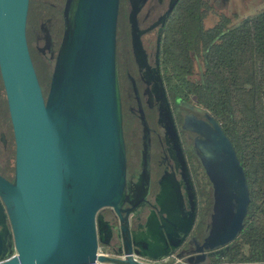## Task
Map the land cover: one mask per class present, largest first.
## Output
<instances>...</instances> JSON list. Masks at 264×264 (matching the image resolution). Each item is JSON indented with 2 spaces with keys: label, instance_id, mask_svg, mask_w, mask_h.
<instances>
[{
  "label": "water",
  "instance_id": "1",
  "mask_svg": "<svg viewBox=\"0 0 264 264\" xmlns=\"http://www.w3.org/2000/svg\"><path fill=\"white\" fill-rule=\"evenodd\" d=\"M28 6L29 0H0V84L15 143L14 179L0 176V264H163L173 255L190 264L208 261L213 251L189 247L197 202L167 104L164 126L177 142L180 177H158L151 202L145 167L136 183L141 194L126 192L119 0H65L46 95L27 43ZM137 12L133 6L128 20L140 65ZM105 209L115 217L114 253L99 252L112 232Z\"/></svg>",
  "mask_w": 264,
  "mask_h": 264
},
{
  "label": "trees",
  "instance_id": "2",
  "mask_svg": "<svg viewBox=\"0 0 264 264\" xmlns=\"http://www.w3.org/2000/svg\"><path fill=\"white\" fill-rule=\"evenodd\" d=\"M213 10L210 0L180 1L167 21L162 71L171 100L218 125L246 183L240 229L210 264H264V7L236 23Z\"/></svg>",
  "mask_w": 264,
  "mask_h": 264
},
{
  "label": "flooded vegetation",
  "instance_id": "3",
  "mask_svg": "<svg viewBox=\"0 0 264 264\" xmlns=\"http://www.w3.org/2000/svg\"><path fill=\"white\" fill-rule=\"evenodd\" d=\"M180 1L181 0H124L128 9L127 21L129 29L126 59L131 60L134 71L131 72L128 69L125 70L124 83L123 78H121V64L119 62V55L117 52L118 42L116 44L117 70L122 108V128L126 153V192L131 198L141 194L142 190L137 188L136 183L145 167L149 172V177L151 180L149 188L146 192V199L151 202L152 196L156 192L157 186L155 184V180L158 177L162 176L165 172H176V177H180L178 173L181 170L182 164L179 161V155L177 153V142L175 141L174 136H172L169 132H166V128L164 126V119L167 118V112L165 109V105L167 104L176 127L178 143L181 147L183 157L187 165V170L191 177L195 191V200L197 202L196 218L191 233L188 237V239L195 238V242H191V245L189 246L192 250H195L197 248L205 249L209 248L211 245H216L214 240L211 241V237L214 235L213 230L206 236H197L194 233L200 224V214L205 212V208H207L205 207V204L204 208L203 206L201 207V196L199 189L203 188V193L201 194L205 195L206 197H209L208 195L210 193L206 185H199V182H204L205 177L200 172L192 170L189 158L186 154L187 151H185L183 147V141L181 139L180 130H184V128H186V125H184L185 120L189 116H193V109L187 108L185 107V104L181 102L177 103L169 98L165 77L161 66L162 41L166 31L167 21ZM64 3L65 0H63L62 8L57 9V11L55 8H53L55 9L56 13H51L52 16L48 19V26L44 27V24L40 23L38 26V33L37 31L34 33V36L36 37L35 39L37 41H43L41 48L37 47V50L43 53L45 57L48 56L49 60L52 58L55 60L62 38V12ZM120 4L121 0H119V6ZM133 6L138 8L136 15L137 27L141 31L140 42L145 54V62L141 63L140 65L137 63L133 54L131 27L128 20L129 11ZM57 13L61 16V28H59L55 23L52 24L53 20H55V22L58 20ZM28 30L29 24L27 16L26 37L30 50ZM173 105H178L182 107V110H184L181 114L183 117V123L180 126L177 124V119L175 116L176 111H178L180 108H177ZM187 110H189L190 113L187 112ZM208 143H210V141L203 140L201 142L202 145L198 144L195 146L198 149H203L205 152L209 151V153L218 155L215 147L208 146ZM196 147H193V155H195L196 159H200L196 154L198 150ZM14 170L15 143L6 101L0 84V176L9 182H12L14 179ZM0 203L2 205V202ZM124 207H128V204L125 203ZM143 210L145 212L149 211L150 206L145 203ZM3 211H6L4 207ZM102 212L105 216V219L109 221V225L111 226L110 230H112L109 237H107L110 245L103 244V246L105 247L107 253H114L113 246L117 244L116 238L114 237L116 236L114 230L115 217L110 209H105ZM211 212L212 208L210 206L208 207V213L206 214L207 219L210 217ZM135 217L142 218V213L136 215ZM6 222L7 226L9 227L7 218ZM139 223H142V221L138 220L137 224ZM205 224L209 226V223L204 222V227ZM211 256L214 258L216 254L214 253Z\"/></svg>",
  "mask_w": 264,
  "mask_h": 264
},
{
  "label": "rangeland",
  "instance_id": "4",
  "mask_svg": "<svg viewBox=\"0 0 264 264\" xmlns=\"http://www.w3.org/2000/svg\"><path fill=\"white\" fill-rule=\"evenodd\" d=\"M214 6L213 11L224 13L232 17L233 22H239L244 18L258 12L264 7V0H210ZM63 6V0H29L28 6V36L30 42V55L36 71L38 80L42 87L44 94L46 95L49 87V81L53 69L54 58L49 60L48 56L45 57L43 53L37 50V47L41 48L43 41H37L35 38V32L39 31V24L43 23L44 27L49 24V17L56 13L57 9H61ZM55 8V9H53ZM52 13V14H51ZM128 9L124 0H121V4L118 10V22H117V52L119 55V62L121 64V78L125 83L124 72L126 69L133 72L134 67L130 59H126V50L128 49L129 40V29L127 21ZM58 20L52 21L59 28L62 27V21L60 14L57 13ZM217 20L216 16L212 13L205 19V26H211ZM56 27V26H55ZM57 28V27H56ZM47 54V53H46ZM130 56V54H129ZM197 67L194 68L193 78H197ZM123 84V83H122ZM191 104V103H190ZM175 106V105H173ZM180 108L176 111L177 124L180 126L183 123L182 110ZM187 107V106H185ZM193 109L192 115L186 118V128L180 130L181 139L183 141V147L189 158L192 170L200 172L205 177L203 183L199 185H206L209 189V197L202 195L203 188L199 189L201 196V207L205 204V212L200 214L199 227L194 232L197 236H206L213 230V237L216 247L205 248L204 252L210 254L216 248L223 247L233 237H235L242 224L245 206L247 203V190L246 183L243 177V172L238 164L235 155L232 152L231 145L223 137L218 130V125L213 122L205 113L200 109ZM187 112L190 113L189 110ZM202 130V131H199ZM203 138V139H202ZM202 139V140H201ZM203 140L210 141L208 146L219 147L217 151L218 155L213 153L205 152L203 149H198L196 146L202 145ZM201 141V142H199ZM196 145V146H195ZM193 147L197 148L196 154L200 159H196L193 155ZM205 154V155H204ZM210 154V156H209ZM197 163V165H196ZM214 189V190H213ZM205 196V197H204ZM206 198V199H205ZM212 208L210 217L207 219L208 207ZM204 222L209 223V226ZM205 239V238H204ZM211 244V243H210ZM209 251V252H208ZM99 252H106L103 245H99ZM219 256L216 255L214 258L209 255L210 260L217 259Z\"/></svg>",
  "mask_w": 264,
  "mask_h": 264
},
{
  "label": "built area",
  "instance_id": "5",
  "mask_svg": "<svg viewBox=\"0 0 264 264\" xmlns=\"http://www.w3.org/2000/svg\"><path fill=\"white\" fill-rule=\"evenodd\" d=\"M182 258L177 256L166 257L162 260L163 264H181ZM100 264V263H97ZM219 264H240L238 262L222 261Z\"/></svg>",
  "mask_w": 264,
  "mask_h": 264
},
{
  "label": "crops",
  "instance_id": "6",
  "mask_svg": "<svg viewBox=\"0 0 264 264\" xmlns=\"http://www.w3.org/2000/svg\"><path fill=\"white\" fill-rule=\"evenodd\" d=\"M214 190V189H213ZM216 244V243H215ZM221 250H219V247L218 248H216L215 250H214V253L216 254V255H220L221 254ZM178 257V256H177ZM182 258V262H181V264H190V262H188L187 261V258L186 257H181ZM183 259H184V261H183ZM211 263V260L209 259L208 261H206V262H204V263H198V264H210ZM191 264H194V263H191Z\"/></svg>",
  "mask_w": 264,
  "mask_h": 264
}]
</instances>
